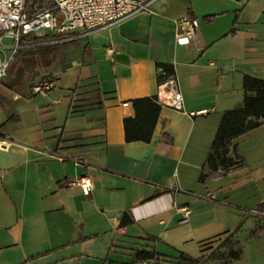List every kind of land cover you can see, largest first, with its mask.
<instances>
[{"label":"crops","instance_id":"crops-1","mask_svg":"<svg viewBox=\"0 0 264 264\" xmlns=\"http://www.w3.org/2000/svg\"><path fill=\"white\" fill-rule=\"evenodd\" d=\"M189 13L198 37L179 44L177 22ZM58 45L36 79L57 81L47 95L32 92L34 79L25 88L0 82V136L13 142L0 150V264L128 263L135 249L151 247L169 255L176 229L196 221L193 207L227 198L226 178L246 171L264 179L251 167L264 162L263 119L234 140L238 168L200 180L222 115L243 103L245 75L264 79V0H160L47 46ZM161 63L174 67L183 110L162 106L151 141L127 142L132 100L157 95ZM255 208L250 214L261 215ZM125 215L131 222L121 226Z\"/></svg>","mask_w":264,"mask_h":264},{"label":"built area","instance_id":"built-area-1","mask_svg":"<svg viewBox=\"0 0 264 264\" xmlns=\"http://www.w3.org/2000/svg\"><path fill=\"white\" fill-rule=\"evenodd\" d=\"M158 1L160 0H0V82L7 76L8 67L21 50L84 38L138 13L150 11ZM45 3L50 5L46 6ZM40 4H43L41 8ZM198 27L196 19L181 18L177 22V42L191 44L198 37ZM44 38H48V41H33ZM158 75H166L163 67H159ZM56 83L54 78L46 76L35 83L31 90L34 94L47 95ZM156 97L162 106L183 110L184 101L176 75L159 81ZM199 113L207 114L208 111L201 110ZM12 144V141L0 136V150L7 151ZM78 183L86 194L92 190L89 178H80ZM178 210L182 214L181 222H187L191 210L186 206Z\"/></svg>","mask_w":264,"mask_h":264},{"label":"rangeland","instance_id":"rangeland-1","mask_svg":"<svg viewBox=\"0 0 264 264\" xmlns=\"http://www.w3.org/2000/svg\"><path fill=\"white\" fill-rule=\"evenodd\" d=\"M5 42L9 43L8 40ZM55 52H59V45L21 50L1 82L6 83L7 87L19 84L23 88L33 79L37 83L36 79L42 71L51 67V54ZM27 87L29 88L28 85ZM1 101L3 105L6 102ZM247 143L245 146H250L249 141ZM246 148L247 159H252L256 152L250 147L249 150ZM252 162V171L256 174L264 170V162H258L257 159ZM225 181L227 198L220 193V199L203 201L198 208L193 207L195 212L198 211L196 221L176 229V244L166 253L176 256L179 251H183L197 257L201 254V244L204 241L238 229L211 253L206 264H264V216H253L249 212L258 204L264 203V179L255 181L248 172L243 171L240 175H230ZM255 229H260L263 233L254 235ZM234 253H240V258L233 259Z\"/></svg>","mask_w":264,"mask_h":264},{"label":"trees","instance_id":"trees-1","mask_svg":"<svg viewBox=\"0 0 264 264\" xmlns=\"http://www.w3.org/2000/svg\"><path fill=\"white\" fill-rule=\"evenodd\" d=\"M45 5L49 6L50 3H45ZM189 15L191 19H194L192 14L189 13ZM213 17L207 16L204 19L211 21ZM33 41L41 43L48 41V38L34 39ZM158 67H163L166 72L165 76L158 75L159 81L175 75L172 64L161 63L158 64ZM243 89L244 99L242 105L222 115L211 149L200 174L201 181H206L238 168L244 160L238 144L234 140L263 123L264 79L245 75ZM132 104L135 115L124 119L125 140L127 142H150L161 113L162 105L158 102L156 96L135 98L132 100ZM254 211L264 216V203L259 204ZM130 222L131 218L125 215L121 221V226H126ZM234 232H225L204 241L201 244V254L197 257L183 251H179L176 256L166 255L151 247L147 249H135L131 262L114 263L111 259H107L103 264H206L211 253L224 239ZM253 233L254 235H259L263 231L255 229ZM239 258L240 253H234L233 259L237 260Z\"/></svg>","mask_w":264,"mask_h":264},{"label":"water","instance_id":"water-1","mask_svg":"<svg viewBox=\"0 0 264 264\" xmlns=\"http://www.w3.org/2000/svg\"><path fill=\"white\" fill-rule=\"evenodd\" d=\"M42 6H43V4H40V5H39V8H41Z\"/></svg>","mask_w":264,"mask_h":264}]
</instances>
